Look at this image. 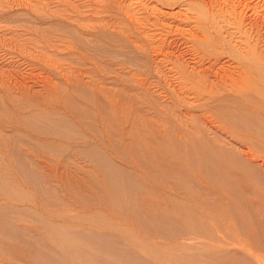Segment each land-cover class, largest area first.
Here are the masks:
<instances>
[{
  "label": "rangeland",
  "instance_id": "rangeland-1",
  "mask_svg": "<svg viewBox=\"0 0 264 264\" xmlns=\"http://www.w3.org/2000/svg\"><path fill=\"white\" fill-rule=\"evenodd\" d=\"M246 1L260 16L256 27L238 23L234 0H0V220L9 226L0 231V264H168L173 255L176 264H220L227 254L255 264L237 246L239 252L223 251L249 247L237 234L234 203L264 201V173L238 161L240 152H254L245 147L253 125L231 131L223 121L241 111L264 113L244 98L223 100L238 96L244 75L257 77L244 58L264 55V0ZM135 114L144 127L133 133L145 145L155 121L183 135L180 151L169 145L172 168L163 179L141 170L129 152L121 158ZM195 123L206 134H197ZM193 140L209 153L187 147ZM226 150L238 164L226 163ZM222 171L233 178L223 181ZM66 176L81 184V204L71 199ZM156 198L170 210L140 209ZM95 213L105 218H84ZM49 225L58 239L65 232L57 227L68 226L111 231L121 242L66 238L62 246Z\"/></svg>",
  "mask_w": 264,
  "mask_h": 264
},
{
  "label": "bare ground",
  "instance_id": "bare-ground-1",
  "mask_svg": "<svg viewBox=\"0 0 264 264\" xmlns=\"http://www.w3.org/2000/svg\"><path fill=\"white\" fill-rule=\"evenodd\" d=\"M242 1L241 0H234L233 9L237 14L238 23L250 25L251 27H256L258 17H259V21H260V16H258V12H257L255 6H253V4L252 5L246 4L247 3L246 0H242ZM245 1H246V3H244ZM240 7H243V8L240 9ZM258 56H259V59L255 58L254 53H252V54L248 55V57L244 58L248 61V64L250 66L249 69L252 72H254L257 75V77L252 79L248 74L244 75V76L242 75L243 76V83L239 84L238 85L239 87L236 88L237 89L236 92H237L239 97L238 96H235V97L226 96V97H224L223 100L229 102V104H235L236 105L238 99L244 98V99H247L252 104L256 105V107L260 111L263 110L262 112H264V103H263V106L260 104V102H264V55L259 53ZM244 59H242V60H244ZM230 79H232V78H230ZM238 81H239V79H237L235 83H237ZM256 82H259V85H257ZM219 100H221V99H219ZM130 113H128V115ZM139 113H140V111H139ZM249 114H251V113H249V111H241V113L239 115H236L237 119H233L232 114H229V116L226 114V117L224 118L223 121L226 124L231 125V127L229 128L231 131H246V130H248L245 128L247 122H250L253 125L252 129H253L254 133H251V135H249V136H254V137L247 139L249 142L245 144V147H246V149H249V150H251L250 148L253 147L255 153L252 151L253 154L251 153V156H250L249 152L248 153L245 152V153H247L245 156L244 153L242 154L240 152L239 157L243 158V160L238 159V161H239V165L242 164V166L246 167L247 172H250L252 170V168L254 169V166H255V168H258L260 171H262L264 173V145L261 144L262 140H264V113H260V112L253 113L252 112L251 117ZM128 115L127 116L125 115V116L128 117ZM201 117H203V116H201ZM207 118H206V120H207ZM200 121H201V123H207L208 122V120L207 121L200 120ZM132 122H133V125L131 127V133L128 136L129 137L128 138V142H129L128 150L127 149L124 150L122 148L123 151L120 152L121 158L122 159L128 158V155L126 153L129 152L130 155L135 160L136 165L139 166L141 170H143L144 172L146 171L149 174V176H151V177L156 176L155 175L156 172H159L160 173L159 179H163L164 176L168 173V170L170 171L171 170L170 168H172L170 163H169V159H167V155H169V153H171V149H170L169 145L170 144L174 145L175 148L177 149V151H180L181 147L179 146L178 143H180V140H184L182 133H180V134L175 133V131L178 129L177 125H174V124L170 125V126L168 125V130L165 131V130H163V128L160 127L159 122L155 121L151 124L150 129L145 126L146 127L145 130L148 132H151L152 136H154L152 138L153 141H151L149 143V145H145L142 143L140 136L137 135V137L135 138V133H133V131L135 129L138 130L139 128L144 127V124L141 123L138 119V114H135V118L133 119ZM188 125H190V124H188ZM188 125L184 126L185 132L186 131L188 132L190 129V127ZM195 125L197 126V128H196L197 134L199 132L200 134L204 135L205 132L203 130H206L207 128L205 126L200 125V124L195 123ZM208 126H209V124H208ZM258 126L261 127V130L258 129ZM113 128H114L113 135H116L115 127L113 126ZM170 128L172 130L169 133ZM191 128H192V126H191ZM209 128H210V126H209ZM179 130H181V129L179 128ZM118 135H119V133H118ZM216 135H219V134H216ZM156 139H157V141H156ZM173 141L176 144H174ZM111 142H112V140H111ZM113 142L115 143V141H113ZM235 144H238V143H235ZM186 145H187V147L188 146H195L197 148L200 147L201 150L203 151V154L209 153L210 146L207 145L208 148L204 149L201 146V144L197 143L195 140L191 141L190 144L187 142ZM240 146L245 148L242 144H240ZM219 149H222V148H219ZM217 151H219V150L217 149ZM229 151H231V150H229ZM229 151H227V150L225 151L226 152V154H225L226 163H228V164H232V162L236 163V160L233 159V157L229 154ZM218 153H220L222 155L224 152L219 151ZM209 156L210 155H208L207 157H209ZM255 160H260L261 164L255 165L254 164ZM236 164H238V163H236ZM221 165L223 166V163H221ZM54 171L55 170H53V168H50L49 172H48L49 175L53 174ZM181 173H183V171L181 169L177 168L176 174H181ZM123 176L125 177L126 181L130 185H132L133 180H131L130 175L128 173H125V174H123ZM228 177L233 178L231 176L230 172L222 171V178H223L222 180L223 181L228 180ZM62 181H64L66 186L68 187V192H69L72 200H75L76 202H80V204H81L84 200V197L87 198V196L82 193L83 190L81 189L82 188L81 184L73 183L71 181V179L68 178V176H66V181L64 178ZM139 182H140V180H139ZM262 184H264V182H262ZM110 186L114 188V192L116 193L119 200H121V198L119 196H122V193H121L119 186L117 184L114 185V183L110 184ZM162 194H163L162 191H159L155 196L158 197V196H161ZM248 199H249V197L246 198L244 200V202L240 205H237L234 203V206H235L234 208L236 209V210L235 209L234 210H235V213H237V215H238V216H236V223H235L236 229H237V234L239 235V237L241 239L244 238L245 241L249 243V247L245 248L242 245L234 243L235 245H232V247L230 249L225 248V249H223V251L235 250V251L239 252V249L235 248L237 246L240 249L247 251L249 253V256L250 257L252 256V258L254 259L255 264H264V201L262 199L248 201ZM167 201H169V200L167 199L166 202ZM213 201L215 202V200H213ZM164 203H165V200L160 201L158 198H156L155 200H152V199L147 200V201L142 200V202L139 204V206L141 208L140 207L139 208L144 209V212H146L149 215H151V214H157V215L160 214L161 215V213H163L164 210L169 211L171 208V207L165 208L166 205ZM83 204L85 205V203H83ZM182 208L184 209V207H182ZM134 214H136L137 218L139 219L138 225L141 228H143L144 233L151 234L148 227L145 225V223H143L142 219L138 215L137 210L134 211ZM94 216H98V218L100 220H103L105 218L104 214H100V213L90 214V215L85 216L84 218L90 219ZM160 217H162V216H160ZM252 219H253V221H252ZM215 220L217 222H220L219 219L216 217H215ZM249 222L253 223V227H254L253 231H251V228L249 226ZM211 224L213 226V224H216V223L214 221H212ZM157 226L161 230L163 229L165 231V228H164L163 223H162V219H160V222H158ZM54 227H56V226H52V225L50 226L49 225L48 234L50 237H53L54 234H56L55 233L56 228H54ZM5 228L9 229V226L5 225V223L2 220H0V231H3V229H5ZM57 228L62 230V233L65 232V234H63V237H60L59 239L57 238L58 235L56 234L53 237V239L57 243H60L62 246H66L71 242L68 239H72L78 243L82 240L87 241L89 243H94V241H100L103 243V245H106V246L108 244L114 245L116 243L121 242L119 240L118 235L111 232V231H107L105 233H93L91 231L73 230V229L69 228L68 226L64 227V228H60V227H57ZM66 238H68V239H66ZM77 238H79V240H75ZM70 247L72 248L71 251L76 253V255L78 257H81V258L84 257V253H83L82 249H77L76 245H71ZM148 248H150V247H148ZM0 249H1V246H0ZM226 253H228V252H226ZM176 257H177L176 255H173V257L171 259L168 257V261H169L168 264H176V261L180 260L179 258H176ZM222 257L218 258V260L220 261V264H243L242 261L234 255L230 256L227 254L226 256H224L223 259H222ZM15 258H17V257L15 256ZM98 264H103V263H98Z\"/></svg>",
  "mask_w": 264,
  "mask_h": 264
}]
</instances>
